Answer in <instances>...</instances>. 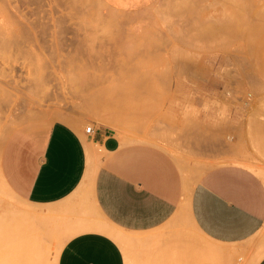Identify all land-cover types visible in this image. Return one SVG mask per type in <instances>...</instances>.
<instances>
[{
  "label": "rangeland",
  "instance_id": "obj_1",
  "mask_svg": "<svg viewBox=\"0 0 264 264\" xmlns=\"http://www.w3.org/2000/svg\"><path fill=\"white\" fill-rule=\"evenodd\" d=\"M53 119L156 144L191 182L209 166L243 161L264 183V0L136 9L0 0V146L18 125ZM182 214V236L147 248L202 244ZM79 222L61 205L25 201L0 176V264H55L63 241L91 225ZM98 226L124 250L146 249L144 234ZM263 242L261 229L228 244L232 264H248Z\"/></svg>",
  "mask_w": 264,
  "mask_h": 264
},
{
  "label": "crops",
  "instance_id": "obj_2",
  "mask_svg": "<svg viewBox=\"0 0 264 264\" xmlns=\"http://www.w3.org/2000/svg\"><path fill=\"white\" fill-rule=\"evenodd\" d=\"M103 1L136 9L153 0ZM0 176L25 201L61 205L91 224L63 241L55 264H232L228 244L264 231V183L244 164L209 166L191 182L164 148L121 142L104 125L89 133L63 119L18 125L0 146ZM183 211L202 244L148 249L182 236ZM98 224L144 234L146 249L124 250L114 235L91 227ZM257 249L248 264H264V242Z\"/></svg>",
  "mask_w": 264,
  "mask_h": 264
},
{
  "label": "bare ground",
  "instance_id": "obj_3",
  "mask_svg": "<svg viewBox=\"0 0 264 264\" xmlns=\"http://www.w3.org/2000/svg\"><path fill=\"white\" fill-rule=\"evenodd\" d=\"M9 27V26H8ZM9 29H10V27H9ZM5 30V29H4ZM97 115H99L98 117H100V116H102V117H104V118H108L109 119V117H107L106 115H104V114H101V113H99V114H97ZM3 126H1V128H2ZM0 128V129H1ZM4 128V127H3ZM2 132V131H1ZM1 132H0V134H1ZM93 145V144H92ZM94 151V150H93ZM103 151V150H102ZM106 152V151H105ZM234 160V159H233ZM232 160V161H233ZM236 164H238V163H236ZM239 164H244L245 166H247L248 168H250V166L248 165V164H246V163H243V162H239ZM250 169H252V168H250ZM12 208V207H11ZM17 209H19V208H17ZM118 235V234H117ZM138 239V238H137ZM127 243H128V241H127ZM254 262V261H253ZM253 264V263H252Z\"/></svg>",
  "mask_w": 264,
  "mask_h": 264
},
{
  "label": "built area",
  "instance_id": "obj_4",
  "mask_svg": "<svg viewBox=\"0 0 264 264\" xmlns=\"http://www.w3.org/2000/svg\"><path fill=\"white\" fill-rule=\"evenodd\" d=\"M83 130H84V132H86V133L91 132V131H92V125H90V124H86V125H84V126H83Z\"/></svg>",
  "mask_w": 264,
  "mask_h": 264
}]
</instances>
